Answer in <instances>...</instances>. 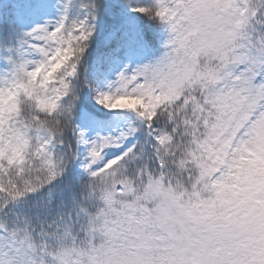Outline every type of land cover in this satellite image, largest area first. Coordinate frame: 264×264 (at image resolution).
I'll list each match as a JSON object with an SVG mask.
<instances>
[{"label":"snow or ice","instance_id":"snow-or-ice-1","mask_svg":"<svg viewBox=\"0 0 264 264\" xmlns=\"http://www.w3.org/2000/svg\"><path fill=\"white\" fill-rule=\"evenodd\" d=\"M0 264H264V0H0Z\"/></svg>","mask_w":264,"mask_h":264}]
</instances>
